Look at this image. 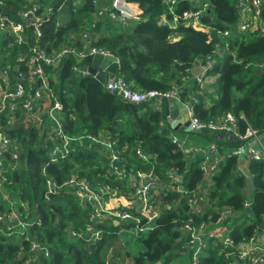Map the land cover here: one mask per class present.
Instances as JSON below:
<instances>
[{"label":"trees","instance_id":"1","mask_svg":"<svg viewBox=\"0 0 264 264\" xmlns=\"http://www.w3.org/2000/svg\"><path fill=\"white\" fill-rule=\"evenodd\" d=\"M129 1L138 3L142 10V20L129 25L98 15L92 0H4L3 8L16 17L33 4L39 11L51 7L49 16L43 18L39 39L48 53L71 44L72 34L75 44L81 45L80 34L90 32L95 36L94 45L118 59L117 75L130 82L133 89L163 92L173 86L183 87L182 100L187 101L190 93L196 97L192 102L196 117L208 121L232 113L240 133L250 128L262 136L264 143V30H232L239 17L237 0H200L208 3L201 28L187 25L180 18L176 27L170 25L174 16L198 8L194 0H176L174 4L164 0ZM260 12L264 21V0ZM224 30L231 33L223 36ZM27 33L22 45L0 34V68L10 66L13 83L17 81L15 66L27 72L25 64L17 62L34 43L30 26ZM209 57L213 63L205 77L211 82L201 88L191 70L195 65L204 66ZM76 65L70 55L56 69L44 67L49 85L62 104V130L73 140L74 151L52 162L54 141L33 121L25 122L20 110L14 123L0 115L1 131L20 144L19 162L7 164L3 170L6 180L0 187V214L13 207L21 219L32 222L24 230L26 239L0 231V264H121L124 258L130 259V264H181L182 257L189 264L191 235L185 224L198 227L201 223H206V232L202 235L200 264H251L238 259L236 248H224L222 240L229 237L238 244L261 233L264 160L246 164L253 183L248 197L246 176L238 168L237 157L229 155L244 141L228 133L193 132L198 144L214 142L224 155L215 170L205 176L202 155L180 151L172 142L174 129L162 101H124L92 75L77 74ZM137 148L146 159L140 158ZM112 152L118 156L116 161L110 158ZM137 170L152 173L156 187L151 194L158 205L151 229L138 235L132 232V222L90 221L88 209L80 206L73 189L62 185L71 177H85L94 188L109 186L107 199L128 201L134 190L130 178ZM47 178L62 185L49 196ZM195 197L202 198V208L189 203ZM123 207L135 214L134 207ZM88 227L100 231L96 240ZM32 243L38 248L31 250ZM129 243L137 245L133 252Z\"/></svg>","mask_w":264,"mask_h":264},{"label":"built area","instance_id":"2","mask_svg":"<svg viewBox=\"0 0 264 264\" xmlns=\"http://www.w3.org/2000/svg\"><path fill=\"white\" fill-rule=\"evenodd\" d=\"M76 1L81 2L83 0ZM164 1L168 4H174L176 2V0ZM92 3L96 6L98 15H107L122 25H129L142 20V10L136 2L129 0H92ZM197 4V9H189L183 11L179 16H174L170 25L176 27L177 20L180 18L187 25H192L194 28H201L203 25L201 23V16L208 8V3L203 1ZM3 6L4 0H0V34H7L15 44L22 45L27 41V28L30 26L32 28L34 43L29 47V52L26 55H20L17 58L18 63L25 64L27 72L24 73L15 66L13 68L16 72L15 78L17 79L15 83L9 79L11 72L10 66L7 65L6 67L0 68V115H5L8 117L9 123H14L15 114L20 110V116L23 117L25 122L33 121L36 123L39 131L41 133L45 132L54 141L50 152V161L54 162L59 157H64L66 154L74 151L76 147L73 140L63 133L60 116L62 104L55 97L53 89L49 85L48 74H46L44 67L56 69L66 57L71 55L78 63L74 67L76 71L80 65L86 64L84 58L88 55L98 54L103 57H113L114 55L109 50L94 45L95 36L90 34V32H82L80 34L81 40H83L81 45L75 44L76 37L75 34H72L71 44L64 45L58 50L48 53L39 45V39L42 35L41 24L43 18L49 16L52 8L47 7L46 10L39 11V6L33 4L25 10L19 11L16 17H13L4 11ZM237 6L239 7V17L232 30L236 32H263L264 21L260 12L261 0H237ZM162 24H166V21H163ZM91 26H94V24H91ZM230 33V30L222 31L223 36H227ZM212 63L213 59L209 57L203 66V71L195 76L201 88L209 81L211 82L210 78L205 77V71L212 66ZM83 74H88V72H84ZM105 84L109 91L118 95L122 100L134 104L146 102L157 104L165 98L174 97L183 103L188 115L189 125L192 127L193 132L209 131L228 133L243 140L244 144L247 145L232 150L229 155L236 156L237 159L241 156L245 167L250 160H264V143L255 131L247 128L244 133H240L237 118L229 112L217 120L204 121L199 119L194 115L192 107V102L196 100L195 95L190 93L187 101L182 100L181 93L183 90L181 87L173 86L163 92L154 89H133L130 82L123 76H118L117 74L114 79L106 81ZM46 118L48 122L47 125H44ZM90 138L94 139V137ZM171 138L172 142L177 145L180 151H186L185 146L175 135L172 134ZM255 143L257 147H253ZM105 145L110 146L109 143ZM189 150L202 155V170L205 176L215 170L224 158V155L220 153L214 142H208L205 145H196ZM136 153L140 158L146 159L141 149L137 148ZM110 158L116 161L118 156L112 152L110 153ZM19 159L20 144L12 142L10 137L0 129V187L6 180L3 172L5 165H15L19 162ZM114 169L117 168L114 167ZM42 173H46L45 169L42 170ZM146 177H148L147 180L145 179ZM178 179L180 177L176 176V180ZM130 183L134 190L130 195V199L125 204L118 202V200L114 204H110V199L106 198L110 192L109 186H97L94 188L85 177H71L62 185H67L73 189V193L78 199L80 206L88 209L90 221L110 219L114 222H132V232L138 235L151 229V223L158 216V205L153 201L151 194V190L155 189L156 184L151 172L141 170H137L134 173L130 178ZM62 185L58 186L53 179L47 178L46 196L54 194L57 188H60ZM200 202H202L201 197H195L189 201L192 206L197 204L199 206ZM120 203L123 205H121V208H118L117 206ZM124 205L134 207L135 214L125 209L123 207ZM245 205L247 206L248 202H245ZM0 224L1 232L6 231L7 235L23 237L26 235L24 230L27 227L29 228L32 222H26L21 219L17 210L12 207L8 211L0 214ZM185 229L191 235V241L187 246L191 249L189 264H200L199 251L202 245V235L206 232V223H201L198 227H191L189 224H185ZM87 231L93 240H96L100 235V231L93 230L90 227L87 228ZM214 235V233H209V236ZM217 235L220 236L221 234L218 233ZM261 236L264 238V224L261 228V233L251 236L247 242L242 241L234 244L229 237H225L222 243L224 248L227 246L236 248L237 252L234 254L239 260L249 261L251 264H263L264 251L261 246L262 243L260 242ZM24 237L25 239L27 238V236ZM33 248L38 247L32 243L31 250ZM225 254L227 256L231 255L228 251ZM229 264L232 263L229 262Z\"/></svg>","mask_w":264,"mask_h":264},{"label":"water","instance_id":"3","mask_svg":"<svg viewBox=\"0 0 264 264\" xmlns=\"http://www.w3.org/2000/svg\"><path fill=\"white\" fill-rule=\"evenodd\" d=\"M104 5V2H103ZM84 62L86 64L80 65L78 69L76 70L77 74L82 75L84 72H88V74L95 77L97 80H99L101 83L105 84L106 81H110L115 78L119 65L117 62V59L113 57H103L101 55L95 54V55H88L84 58ZM105 71V72H104ZM15 79V76H14ZM165 115L168 118V121L170 122V126L172 129L175 128V124L178 120L183 121L187 126V130H191L193 132L192 127L189 125L188 115L186 113L185 107L183 103L174 98L169 97L165 98L162 101ZM262 136L260 135V138ZM247 144H244L246 146ZM253 147H257L256 143L253 144ZM238 168L241 170V172L246 176V196H250L253 190V183H252V177L249 175V172L247 168L243 165L242 157L240 156L238 158ZM146 180L148 177L145 178ZM200 208L203 207L202 203L199 204ZM118 221H115L117 223Z\"/></svg>","mask_w":264,"mask_h":264},{"label":"crops","instance_id":"4","mask_svg":"<svg viewBox=\"0 0 264 264\" xmlns=\"http://www.w3.org/2000/svg\"><path fill=\"white\" fill-rule=\"evenodd\" d=\"M200 2L201 1H198L197 3H200ZM202 71H203L202 65H195V66H193V68L191 70V72L194 74V76H197ZM182 89H183V87H182ZM183 91H184V89H183ZM163 111H164V107H163ZM164 113H165V111H164ZM182 122L183 121H181V120L177 121V123L175 124L176 129H174L172 131V134L175 135L177 137V139L185 146L186 151H189V149H191L192 147H194L196 145H205V144H198L194 139V136L192 134L193 132L191 130H187L186 129L187 126ZM36 126H37V124H36ZM118 202H122L123 204H125L127 202V200H118ZM109 203L114 204L115 201L110 200ZM260 242L262 243L261 246H262L263 251H264V238L262 236L260 238Z\"/></svg>","mask_w":264,"mask_h":264},{"label":"rangeland","instance_id":"5","mask_svg":"<svg viewBox=\"0 0 264 264\" xmlns=\"http://www.w3.org/2000/svg\"><path fill=\"white\" fill-rule=\"evenodd\" d=\"M194 2H198V0H194ZM47 122H48V119L46 118L45 121H44V125H47ZM0 190H1V192L3 191V189H0ZM3 193H4V192H3ZM127 237H129V236H127ZM128 248H129V250H130L131 252H133V251L137 248V245H135L134 243H129ZM187 261H188V260H187L186 257H182L181 260H179V262H180L181 264H186ZM120 263H121V264H130V259H128V258H124V261L121 260Z\"/></svg>","mask_w":264,"mask_h":264}]
</instances>
